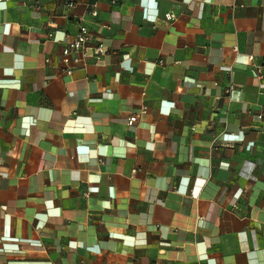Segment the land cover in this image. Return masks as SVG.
<instances>
[{
  "label": "crops",
  "instance_id": "obj_1",
  "mask_svg": "<svg viewBox=\"0 0 264 264\" xmlns=\"http://www.w3.org/2000/svg\"><path fill=\"white\" fill-rule=\"evenodd\" d=\"M91 1L0 2V264H264V0Z\"/></svg>",
  "mask_w": 264,
  "mask_h": 264
},
{
  "label": "built area",
  "instance_id": "obj_2",
  "mask_svg": "<svg viewBox=\"0 0 264 264\" xmlns=\"http://www.w3.org/2000/svg\"><path fill=\"white\" fill-rule=\"evenodd\" d=\"M9 0H0V2H7ZM81 1V0H80ZM85 7L91 16L97 15L96 2L91 0H83ZM118 0H111L112 4H116ZM78 3V0H67L66 5L73 8ZM166 20L175 18L173 12H167L164 15ZM107 52V49L101 38L94 31H91L85 24L80 23L73 38L64 44L60 55V61L63 64L62 71L66 74H71L77 68H84L88 64L89 59L99 61ZM46 62L48 59L45 60ZM159 60V63H162ZM231 89V86L228 90ZM261 118V115H258ZM137 115L131 114L128 118V125H132L136 121Z\"/></svg>",
  "mask_w": 264,
  "mask_h": 264
},
{
  "label": "snow or ice",
  "instance_id": "obj_3",
  "mask_svg": "<svg viewBox=\"0 0 264 264\" xmlns=\"http://www.w3.org/2000/svg\"><path fill=\"white\" fill-rule=\"evenodd\" d=\"M0 6H2V5H0Z\"/></svg>",
  "mask_w": 264,
  "mask_h": 264
}]
</instances>
